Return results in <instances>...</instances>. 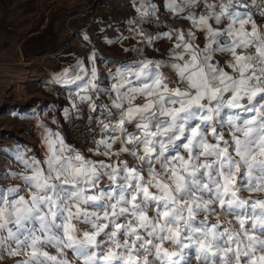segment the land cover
<instances>
[{
	"label": "snow or ice",
	"instance_id": "obj_1",
	"mask_svg": "<svg viewBox=\"0 0 264 264\" xmlns=\"http://www.w3.org/2000/svg\"><path fill=\"white\" fill-rule=\"evenodd\" d=\"M167 7L189 10L193 27L207 32L203 49L190 42L192 32L187 41L183 33L177 37L175 48L183 51L175 58L182 63L172 67L184 87L169 88L172 81L159 73V63L123 66L112 86L113 107L121 115L114 124L100 123L102 132L119 131L127 139L109 134L96 142L98 155L103 147L105 156L128 153L146 163L148 178L123 160L88 159L49 132L43 161L17 155L28 172L21 177L28 197L19 194L22 188H9L7 195L0 190V234L6 233L0 247L27 257L18 264H71L66 250L80 264H182L184 250L192 247L203 264H264V199L238 195L244 188L264 192V32L253 19L256 13L264 16V0H168ZM192 7L205 11L197 15ZM155 10L154 5L137 9L141 17ZM224 20L222 29L209 22ZM214 52L231 54V74L212 62ZM81 72L64 82L76 84L80 101L96 112L89 94L98 91L95 67L90 76ZM133 80L141 86L126 88ZM137 95L145 97L143 105L132 103ZM133 120L139 121V136L126 132ZM225 124L231 140L220 131ZM118 139L132 147L113 153ZM104 177L111 182L107 187ZM217 203L235 216L238 228L208 223ZM201 213L205 218L198 220ZM77 224L90 229L81 232ZM46 246L55 247L57 255Z\"/></svg>",
	"mask_w": 264,
	"mask_h": 264
},
{
	"label": "crops",
	"instance_id": "obj_2",
	"mask_svg": "<svg viewBox=\"0 0 264 264\" xmlns=\"http://www.w3.org/2000/svg\"><path fill=\"white\" fill-rule=\"evenodd\" d=\"M206 2L214 4L218 3V0H206ZM167 4L168 0H99L96 9L90 12L89 20L85 23L91 29V38L85 40L81 36L75 40L80 48L74 55L76 61L74 70H69L67 66L58 73L51 70L50 80L40 83L34 91L35 94L30 95L27 101L16 102L13 105L7 104L0 108V129L6 136L2 139L12 143L19 141L23 145H29L32 141L35 145L45 146L47 149L45 140L51 132L58 134L72 146L66 138L64 122L74 113L78 105L83 103L89 107L91 105L86 101H80L76 84H67L64 81L74 78L77 74L82 75L81 68L86 69L90 76L91 69L95 67L98 91L89 94L97 105L98 110L95 113L105 116L121 115V110L113 107L116 93L113 92L112 86L117 82V73L125 65H134L144 60L159 63L161 65L158 69L159 73L172 81L168 85L169 88H183L184 85L172 67L173 64L182 63L175 58L183 51V49L175 48L178 42L177 37L183 33L187 41L188 33L192 32L190 42L195 48L203 49L207 43V32L193 27L191 21L186 18L189 10L173 12L169 10ZM150 5L155 6V13L141 17L137 9L142 6L147 8ZM190 11L199 15L205 9L192 7ZM209 22L216 29H222L228 23L227 20H224L222 24H216L215 21ZM246 27L250 30V25ZM260 31L264 32V26ZM165 33H168L171 39L164 35ZM154 37L159 38L152 39L149 43V38ZM93 54L94 61L90 59ZM212 55V61L215 60L225 72L232 73V69L227 66V62L231 60L230 53L214 52ZM97 60L102 65H96ZM131 86H141V82L133 80V84L126 85V88ZM125 90L121 89L122 92ZM225 95L227 98L230 94ZM138 97L140 95H137L132 102L134 105ZM145 102L146 100L137 106ZM73 103L76 107H73ZM123 107L125 108L124 105ZM138 123L137 120L126 123V132L139 136ZM110 134L122 140L127 139V136H122L119 131ZM125 146L132 147L121 143L118 139L112 144L111 151L120 153V149ZM104 150L103 147L99 149L100 153Z\"/></svg>",
	"mask_w": 264,
	"mask_h": 264
},
{
	"label": "rangeland",
	"instance_id": "obj_3",
	"mask_svg": "<svg viewBox=\"0 0 264 264\" xmlns=\"http://www.w3.org/2000/svg\"><path fill=\"white\" fill-rule=\"evenodd\" d=\"M57 1H63L65 4L74 5L72 12L64 18L60 27L61 44L58 45L56 49L45 52L41 56L34 58V60L29 59L23 61L19 48L17 47L18 43L26 38V36L41 30L46 22V13L51 9L50 6ZM86 3L87 0H0V92L9 93L8 105L27 101L30 95L35 94V89L33 91L32 88H36L37 86H34V82L31 81V75L43 74V80L40 82L43 83L50 80L51 70L58 73L62 68H66V66L69 67V70H74L76 66L74 55L76 54V50L80 48L75 40L81 36L83 38L85 36L91 38V29H89V26L85 23L89 20L90 12L96 9L99 0H94V3L90 7L84 8ZM23 62L28 63L25 81L12 84V82H10L11 75L22 67ZM95 64L102 65L99 60H97ZM220 131L225 134V139L231 140L230 135H228L229 129L227 124H225ZM3 137L6 136L2 134V130L0 129V190H3L4 194L7 195V190L9 188H22L23 191L19 194L27 198L30 190L24 184L21 177L27 175L28 172L23 164L17 160V155L22 154L26 158H35L43 161L47 155V149H45V146L35 145L32 141L29 145H23L19 141H14V143H12L6 139H2ZM63 140L65 144L70 145L65 139ZM209 142L215 143L210 136ZM71 147L74 149L73 146ZM179 151L181 154H185L183 148H180ZM102 153L99 155L96 152L82 154L93 161H104L106 163H116L119 160H123L128 165L141 169L145 179L148 178L147 164H139L134 156L123 153L119 156L108 157ZM157 167H159L158 164ZM110 183L107 177L103 178V186L107 187ZM238 195L246 200L264 199V192H252L248 191L246 188L241 189ZM205 198H207V196ZM214 210V214L208 215L209 224H214L219 221L222 227H239L235 216L227 215L225 211L220 208L218 203L214 206ZM148 215H154V210L150 211ZM204 218V213H201L197 217L198 220ZM119 222L125 223L126 221L121 219ZM229 222H231V224ZM77 228L82 232L84 230H89L90 226L77 224ZM0 235H6V233ZM104 239L107 238L105 237ZM123 240L124 237H120L121 243H123ZM12 246L15 247L14 245ZM165 247L172 248V245L169 242H165ZM44 250L50 255H57L55 247L46 246ZM184 251L186 256L182 264H203L202 260L197 259L198 252L195 247L185 249ZM66 255L71 264H80V261L75 258L70 250H66ZM26 258L27 257L24 255H9L4 247H0V264H18L19 261ZM150 259L152 258L150 257Z\"/></svg>",
	"mask_w": 264,
	"mask_h": 264
},
{
	"label": "built area",
	"instance_id": "obj_4",
	"mask_svg": "<svg viewBox=\"0 0 264 264\" xmlns=\"http://www.w3.org/2000/svg\"><path fill=\"white\" fill-rule=\"evenodd\" d=\"M256 21L258 28L264 26V16L256 13L253 17ZM216 63V61H212ZM30 65V64H29ZM43 74L39 73L37 75H31V81L34 82V86H39L40 82L43 80ZM36 87V88H37ZM32 88L33 91L36 89ZM9 93L0 92V107L4 106L9 102ZM145 98L140 96L137 98L135 105L141 104ZM125 108L129 105L126 102L124 104ZM119 114L114 115H100L91 110L86 103L78 105L74 113L70 115L65 120V135L69 142L72 144L75 150L80 153H92L97 148L96 142L101 138H107L110 133L102 132L101 121L105 123H115L119 119Z\"/></svg>",
	"mask_w": 264,
	"mask_h": 264
},
{
	"label": "water",
	"instance_id": "obj_5",
	"mask_svg": "<svg viewBox=\"0 0 264 264\" xmlns=\"http://www.w3.org/2000/svg\"><path fill=\"white\" fill-rule=\"evenodd\" d=\"M94 0H87L84 8L90 7ZM51 9L46 13L45 25L39 32L32 33L21 40L17 47L23 61L41 56L43 53L54 50L61 44L60 27L64 18L72 12L74 5L65 4L57 1L50 6Z\"/></svg>",
	"mask_w": 264,
	"mask_h": 264
},
{
	"label": "bare ground",
	"instance_id": "obj_6",
	"mask_svg": "<svg viewBox=\"0 0 264 264\" xmlns=\"http://www.w3.org/2000/svg\"><path fill=\"white\" fill-rule=\"evenodd\" d=\"M19 48V47H18ZM28 66V63L23 62L22 67L15 71L12 75H11V80L10 82H12V84L16 83V82H22L25 81V75L27 74V70L26 67Z\"/></svg>",
	"mask_w": 264,
	"mask_h": 264
}]
</instances>
